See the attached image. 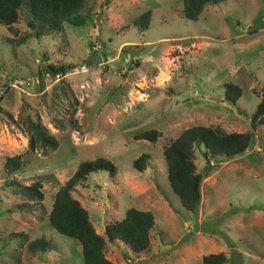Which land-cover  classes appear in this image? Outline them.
<instances>
[{
    "label": "rangeland",
    "instance_id": "374dc122",
    "mask_svg": "<svg viewBox=\"0 0 264 264\" xmlns=\"http://www.w3.org/2000/svg\"><path fill=\"white\" fill-rule=\"evenodd\" d=\"M148 10L141 32L134 21ZM81 13L83 26L64 24L40 39L27 27L26 5L14 25L18 37L0 24V264H85L80 244L56 232L47 215L78 164L98 157L116 175L89 174L71 192L95 231L128 208L154 216L150 247L135 255L108 244L112 263L201 264L203 255L223 252L226 264H264V126L250 123L264 93V0L206 5L196 21L183 17L181 0H87ZM49 63L75 68L53 77L43 71ZM226 83L241 90L235 106L223 101ZM26 116L57 140L55 150L28 151ZM193 126L253 140L229 160L205 161L195 147L201 200L188 212L169 185L162 152ZM146 130L159 133L155 142L135 139ZM142 154L149 160L139 172L132 163ZM16 155L22 168L8 175L5 160ZM36 181L43 200L32 204L18 187ZM40 238L52 247L31 253L26 244Z\"/></svg>",
    "mask_w": 264,
    "mask_h": 264
},
{
    "label": "trees",
    "instance_id": "16d2710c",
    "mask_svg": "<svg viewBox=\"0 0 264 264\" xmlns=\"http://www.w3.org/2000/svg\"><path fill=\"white\" fill-rule=\"evenodd\" d=\"M87 0H0V24L12 36L18 37V30L14 25L19 18V10L26 5L29 10L27 27L35 39L53 36L61 33L64 24L72 27H81L87 18L81 11ZM226 0H181L182 15L190 21L198 20L206 5H216ZM151 11L141 13L134 21L139 31L144 32L150 25ZM17 45L24 43L22 38ZM46 58V55H44ZM74 65L47 64L43 67L45 74L64 77ZM223 101L235 106L241 96V90L232 83L223 85ZM24 132L28 137V151L37 148L55 150L57 140L46 133L39 121L29 116L23 118ZM251 127L264 126V93L255 111L250 116ZM251 133H222L212 127L193 126L183 130L180 135L170 141L163 148V157L166 163L167 179L173 192L179 197L182 207L188 212H195L201 200L202 176L194 163L195 147H202L201 153L205 161L209 157L223 156L232 159L242 154L247 147ZM159 133L146 130L134 136L137 140L155 142ZM149 156L142 154L136 158L132 167L142 172L147 167ZM23 165L21 156L8 157L4 163V170L8 175L18 172ZM99 171H105L109 177L116 175V166L108 159L98 157L91 161H82L78 164L74 174L55 193L48 212L49 225L59 234L76 240L81 246V253L85 264H114L104 256L108 244L121 243L131 254L139 255L150 247V233L154 227V216L149 211L128 208L121 220L107 223L102 233H97L89 219L88 212L71 192L77 185L85 182L87 176ZM10 183V186H14ZM18 194L28 201L41 202L43 193L40 182L36 181L28 186H19ZM32 205L26 212L32 213ZM22 206L20 205L19 208ZM31 253L46 251L51 244L43 238L35 239L26 244ZM228 258L223 252L210 253L202 256L201 264H226Z\"/></svg>",
    "mask_w": 264,
    "mask_h": 264
},
{
    "label": "water",
    "instance_id": "95a60500",
    "mask_svg": "<svg viewBox=\"0 0 264 264\" xmlns=\"http://www.w3.org/2000/svg\"><path fill=\"white\" fill-rule=\"evenodd\" d=\"M252 140H253V135L250 134V137H249V140H248V144H247L246 150H249L250 149Z\"/></svg>",
    "mask_w": 264,
    "mask_h": 264
},
{
    "label": "crops",
    "instance_id": "0c3cea01",
    "mask_svg": "<svg viewBox=\"0 0 264 264\" xmlns=\"http://www.w3.org/2000/svg\"><path fill=\"white\" fill-rule=\"evenodd\" d=\"M125 214V213H124ZM124 214H122L119 218H117V219H114V220H112V221H116V220H121L123 217H124ZM89 215V214H88ZM112 221H110V222H112ZM105 225H106V223H105ZM104 229V228H103ZM100 234V233H99Z\"/></svg>",
    "mask_w": 264,
    "mask_h": 264
}]
</instances>
